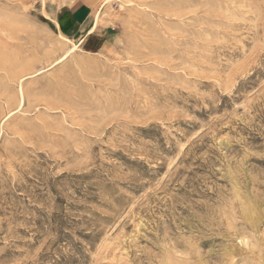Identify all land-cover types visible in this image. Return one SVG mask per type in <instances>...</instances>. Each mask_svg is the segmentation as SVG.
Instances as JSON below:
<instances>
[{
  "label": "rangeland",
  "instance_id": "374dc122",
  "mask_svg": "<svg viewBox=\"0 0 264 264\" xmlns=\"http://www.w3.org/2000/svg\"><path fill=\"white\" fill-rule=\"evenodd\" d=\"M0 264H264V0H0Z\"/></svg>",
  "mask_w": 264,
  "mask_h": 264
},
{
  "label": "crops",
  "instance_id": "0c3cea01",
  "mask_svg": "<svg viewBox=\"0 0 264 264\" xmlns=\"http://www.w3.org/2000/svg\"><path fill=\"white\" fill-rule=\"evenodd\" d=\"M91 14V6L87 3H81L75 7L66 9L65 13L60 16L58 24L60 28L76 35L81 27L86 26Z\"/></svg>",
  "mask_w": 264,
  "mask_h": 264
},
{
  "label": "bare ground",
  "instance_id": "6f19581e",
  "mask_svg": "<svg viewBox=\"0 0 264 264\" xmlns=\"http://www.w3.org/2000/svg\"><path fill=\"white\" fill-rule=\"evenodd\" d=\"M67 39H68V38H66V40H67ZM66 40H65V41H66Z\"/></svg>",
  "mask_w": 264,
  "mask_h": 264
}]
</instances>
